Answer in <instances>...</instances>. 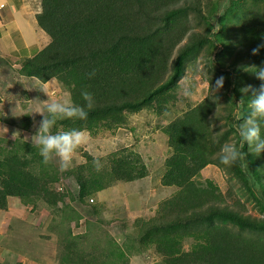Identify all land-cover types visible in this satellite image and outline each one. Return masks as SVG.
Returning <instances> with one entry per match:
<instances>
[{
    "label": "trees",
    "instance_id": "16d2710c",
    "mask_svg": "<svg viewBox=\"0 0 264 264\" xmlns=\"http://www.w3.org/2000/svg\"><path fill=\"white\" fill-rule=\"evenodd\" d=\"M184 2L185 6L177 7ZM191 6L196 11L200 0H43L36 18L51 41L27 58L22 72L43 82L57 79L76 104L84 103L82 89L93 94L94 107L87 119L58 121L57 126L64 130L78 128L97 134L103 123L111 128L121 126L128 121L127 114L154 104L162 111L173 101L174 94L169 91L178 83L185 62L198 51L194 33L173 59L190 29L183 17ZM231 11L221 18L223 25H227L226 16ZM203 20L213 30L207 17ZM241 31V52L264 66V48L259 55L251 54L264 42V14L255 12L246 17ZM217 38L223 45L220 57L230 46L221 35ZM93 69L96 75L89 79L86 74ZM248 98L243 103L246 107ZM213 110L214 104L207 97L165 129L171 154L162 182L179 190L161 203L154 218L136 220L141 242L145 248H155L162 257L160 264H264V236L248 238L227 225L264 234V220L236 213L218 185L197 179L206 166L220 163L219 151L229 134L216 135L210 119ZM19 143L30 145L16 140L12 151L0 158V209L8 210V198L15 196L25 204L43 200L55 214L65 196L54 185L58 173H45L43 168L56 166L47 167L38 149L32 148L34 157H25ZM129 153L119 156L114 152L111 168L99 172L89 155V162L78 170L81 200L118 182L145 178L148 167L142 156L133 149ZM37 162L41 169L34 167ZM187 238L194 240L189 251L183 249ZM61 243L64 252L59 256L60 264H125L128 259L127 248L117 241L108 251H86L80 237L68 231Z\"/></svg>",
    "mask_w": 264,
    "mask_h": 264
},
{
    "label": "rangeland",
    "instance_id": "374dc122",
    "mask_svg": "<svg viewBox=\"0 0 264 264\" xmlns=\"http://www.w3.org/2000/svg\"><path fill=\"white\" fill-rule=\"evenodd\" d=\"M42 1L22 0L24 17L34 20L37 13L42 11ZM200 2L201 6L196 11L191 6L183 17L189 21L187 26H190V29L182 43L175 49L173 59L178 55L179 49L188 42L189 36L194 33L199 47L198 51L185 62L178 83L169 91L174 94L173 101L165 105L162 111L154 104L140 112L129 113L128 121L121 126L111 128L103 123L97 134L86 130L90 137L89 143L77 149L72 165L67 170L61 168L58 158L51 162L53 165H47V167L55 165L56 168H43L45 173L48 171L52 174L58 173L59 179L54 185L65 198L55 214L43 200L25 204L19 197L11 199L13 201L11 210L5 215L0 214L1 262L60 264L59 256L64 252V245L61 242L70 231L71 236L80 237L81 246L86 251L97 253L108 251L112 248L111 243L117 241L129 252L125 264H160L162 257L155 248L152 246L145 248L141 242L136 220L154 218L161 203L179 190L175 186H165L162 182L166 172L164 163L166 166V159L170 155L166 127L169 122L183 117L186 112L209 97L214 104L210 119L213 129L217 130L216 135L229 133L223 144L235 142L239 147L244 141L239 136L238 127L241 119L247 114L248 107L239 103L241 96L237 94L245 96L240 92V88L249 84L258 87L261 83L254 71L260 67L259 64L252 62L249 57H245V52H241V30L246 17L255 12L264 14V2L261 0H200ZM185 5L186 2L180 3L177 7ZM229 9L232 11L226 16L227 25H223L220 20ZM199 12L202 14L200 17ZM204 17L213 24V30L208 28V22L203 20ZM34 24L37 30L33 24L21 25V32L12 26L3 30L4 34H9L7 47L10 45L13 47L11 35L15 45L24 46L25 52H18V47L14 49L16 51L14 53L0 52L2 159L12 151L16 140L29 142L30 145L19 143L17 147H20L25 157H34L31 151L32 148H37L32 146L31 137L35 134L42 116L32 112L46 111L44 101L49 99L38 88L44 86L54 90L57 99H71L69 90L57 79L43 82L22 72V66L27 58L34 56L51 41V37L38 23ZM218 35H221L223 41L230 46V50L224 51L220 57L218 54L223 50V45L218 40ZM241 66L248 67L250 71L243 70ZM234 69L241 71L236 73ZM220 76L225 77L224 87L215 91V83ZM186 87L191 90V96L185 95ZM248 94L245 97L248 98ZM58 130H64L63 126L56 125L54 131ZM261 135L264 136V126ZM132 149L138 152L148 165V175L133 182H118L103 190L101 194L86 196L82 201L80 183L77 180L79 166L89 162L87 159L95 155L101 159L103 168H111L110 156L114 152H118L119 156H128ZM243 151L247 153V160L231 167L221 163L210 164L201 171L197 179L211 180L218 185L226 203L236 213L264 220V153L259 156L251 153L247 144ZM35 166L41 169L38 162ZM227 225L248 238L264 236L260 231L245 230L228 223ZM193 242V238L185 239L183 249L189 251Z\"/></svg>",
    "mask_w": 264,
    "mask_h": 264
},
{
    "label": "clouds",
    "instance_id": "9594fccd",
    "mask_svg": "<svg viewBox=\"0 0 264 264\" xmlns=\"http://www.w3.org/2000/svg\"><path fill=\"white\" fill-rule=\"evenodd\" d=\"M262 48H264V42L254 47L251 50V54L259 55ZM241 67L245 71H250L246 66ZM96 71V69L91 70L86 74L87 77L89 79L94 78ZM254 71L256 78L261 81L260 85L255 87L249 84L240 88V92L245 94V96L251 93L247 104L248 112L241 119L238 127L239 136L244 143H241L239 147L235 142H225L222 145L219 151V160L225 166L231 167L238 162L247 160V153L243 151L245 144L248 145L249 151L257 156L264 153V136L261 135L262 126H264V66L255 68ZM224 83L225 77H218L214 90L219 91L222 89ZM211 87L213 88L212 85ZM38 89L46 94L49 99L44 101L46 111L36 110L32 112L39 113L42 116L35 134L31 137L32 146L39 150V155L45 165L58 158L61 168L67 170L72 165L77 149L87 145L90 137L84 129L71 128L69 130L54 131V128L60 120H86L89 111L94 107L93 94L87 89H82L81 97L84 103L76 104L69 98L57 99L55 91L50 90L48 87L42 86ZM184 93L187 96L192 94L187 87L184 88ZM245 96L241 97L240 104L244 103ZM25 138L26 140L28 139L27 137ZM93 166L98 172L102 170L103 164L98 156H93Z\"/></svg>",
    "mask_w": 264,
    "mask_h": 264
},
{
    "label": "crops",
    "instance_id": "0c3cea01",
    "mask_svg": "<svg viewBox=\"0 0 264 264\" xmlns=\"http://www.w3.org/2000/svg\"><path fill=\"white\" fill-rule=\"evenodd\" d=\"M22 7H23L22 0H0V52L1 51H7L9 53H11V52L14 53V52H16V51H14V49L16 47L19 48L18 52H20V53L25 52V51H23V49L25 48L24 46L20 47L18 45H15L14 38L11 35H10V37H11L10 39L13 41V47H12V45H10L9 48L7 47V45H6V44H8L7 43V37L9 34H4L3 30L7 29L8 26H12L13 29L21 32L22 26H24L25 24L27 26H30L33 24L35 30H37V27L34 24L35 22L37 23V21L34 22L36 17H34V20L29 19V18H27L28 19L27 20L24 17L25 15L23 14L24 10L22 9ZM2 31H3V33H1ZM5 45H6V49H4ZM28 58H30V57H28ZM168 152H170V154H171L170 146H169ZM147 167H148V165H147ZM164 167H166L165 163H164ZM101 192H103V191H101ZM101 192H99V193L101 194ZM13 198L15 199L16 197H9L8 198V203H9L8 210L0 209L1 215H5L9 210H11V207H12L11 204L13 202L11 199H13ZM15 204H16V202H15Z\"/></svg>",
    "mask_w": 264,
    "mask_h": 264
}]
</instances>
